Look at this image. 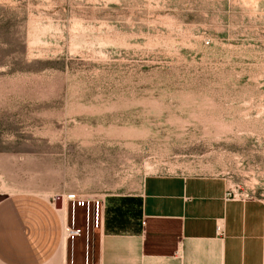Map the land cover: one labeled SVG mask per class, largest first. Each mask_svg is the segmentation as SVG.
<instances>
[{
	"label": "rangeland",
	"instance_id": "rangeland-1",
	"mask_svg": "<svg viewBox=\"0 0 264 264\" xmlns=\"http://www.w3.org/2000/svg\"><path fill=\"white\" fill-rule=\"evenodd\" d=\"M0 151L100 200L63 264H97L98 197L151 175L264 204V0H0Z\"/></svg>",
	"mask_w": 264,
	"mask_h": 264
},
{
	"label": "crops",
	"instance_id": "crops-1",
	"mask_svg": "<svg viewBox=\"0 0 264 264\" xmlns=\"http://www.w3.org/2000/svg\"><path fill=\"white\" fill-rule=\"evenodd\" d=\"M13 157L0 151V264H63L67 211L55 198L91 196L68 191L60 171L33 184ZM227 194L221 178L151 175L98 197L97 264H264V204Z\"/></svg>",
	"mask_w": 264,
	"mask_h": 264
},
{
	"label": "built area",
	"instance_id": "built-area-1",
	"mask_svg": "<svg viewBox=\"0 0 264 264\" xmlns=\"http://www.w3.org/2000/svg\"><path fill=\"white\" fill-rule=\"evenodd\" d=\"M61 207L62 208H67V207H71V211H72V217H71V225L72 226H68L66 223L64 225L63 228V233L65 235L66 238H74L76 236L79 235L80 230L79 229H75L73 224L75 221L74 218V211L76 209V207H84L86 204V213L88 215L89 212V202L92 200L97 206L100 203V200L97 199H87L86 197H82L76 193H66L64 195H61ZM90 200V201H89ZM98 220V210L97 213L95 215V222L97 223ZM216 231L219 232L221 231V225L216 224Z\"/></svg>",
	"mask_w": 264,
	"mask_h": 264
},
{
	"label": "water",
	"instance_id": "water-1",
	"mask_svg": "<svg viewBox=\"0 0 264 264\" xmlns=\"http://www.w3.org/2000/svg\"><path fill=\"white\" fill-rule=\"evenodd\" d=\"M55 206L57 207V208H61V197L60 196H57L56 198H55Z\"/></svg>",
	"mask_w": 264,
	"mask_h": 264
}]
</instances>
